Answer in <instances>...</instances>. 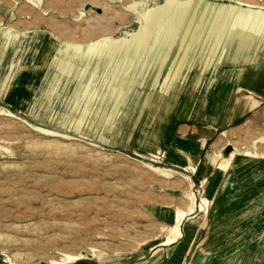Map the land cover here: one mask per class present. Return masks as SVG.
<instances>
[{
  "label": "rangeland",
  "instance_id": "374dc122",
  "mask_svg": "<svg viewBox=\"0 0 264 264\" xmlns=\"http://www.w3.org/2000/svg\"><path fill=\"white\" fill-rule=\"evenodd\" d=\"M167 1L0 0V110L11 113L0 112V264H150L156 259L152 251L141 260L132 257L169 234L173 222L159 217L160 210L186 211L192 193L196 213L204 194L202 182L208 178L206 197L213 196L216 176H205L207 166L227 174V183L219 197H213L183 264H264V158L241 155L264 154V37L235 34L240 15L264 13V0H246L252 8L241 6L240 0H171L199 2L198 8L217 9L229 20L206 66L199 65L194 73L199 76L196 89L159 126L166 143L161 158L152 154L156 137L150 148L138 142L140 108L129 103L131 93L145 87L134 86L133 76L103 70L111 77L105 95L104 79H92L95 67L85 78L89 63L79 64L71 74L67 67L50 72L56 60L51 43L64 48L63 56L107 51L137 36L148 14ZM37 52V60L26 66L12 88L13 73L6 76L4 71ZM135 57L146 64L143 55ZM164 73L163 67L155 69L147 86L155 87ZM33 92L38 103L33 95L27 96L30 104L19 103ZM111 94L114 98L108 101ZM120 95L125 100L116 102ZM210 114L214 117L208 118ZM193 136L210 138L201 141L205 147L199 169L172 167L170 143ZM49 142L69 148L45 147ZM234 152L240 155L225 169L224 159ZM161 170L175 174L169 177ZM225 191L234 199L237 226L214 240L217 203ZM186 224L174 244L181 238L188 242ZM67 256L88 259L73 262ZM172 256L163 247L158 264H170Z\"/></svg>",
  "mask_w": 264,
  "mask_h": 264
},
{
  "label": "bare ground",
  "instance_id": "6f19581e",
  "mask_svg": "<svg viewBox=\"0 0 264 264\" xmlns=\"http://www.w3.org/2000/svg\"><path fill=\"white\" fill-rule=\"evenodd\" d=\"M198 3L199 2H190L180 4L176 1L168 0L163 8L153 10L148 14L145 20L146 25L140 30L137 36L133 37L129 42L125 41L120 43L119 46H112L107 51L95 53V51L90 50L79 56L74 55L72 57L68 54L63 56L64 48L51 43L49 47L56 55V60L55 65L50 72L57 71L58 68L61 67H67L66 72L71 74L73 71L76 72L79 64L84 65V63H89V67L85 73V78L90 76L91 70L95 67V72L94 70L92 72L94 73L92 79H95L98 76L101 79H104L102 94L105 90V95L107 94V89H105V87L108 80L111 78L109 76L112 71L117 70L119 71L118 75H123L124 77L128 74L129 76H133L134 80H132V84L134 86H139L138 88H140L144 85L145 87L142 92L133 91L131 93V101L129 103L135 104V106L137 105V107L140 108V114L136 117L135 122L136 125H142L139 131L141 133V137L138 139V142L140 145L150 148L151 138L156 137L157 144L152 149V154L161 158L163 157L162 155L165 151L166 143L162 137V130L159 126L166 123L167 116L175 115L181 101L184 98L188 99L196 89L199 83V76H196L194 73L198 69L199 65H201V68L206 66L207 57L209 54L214 52L215 46H217L220 41V37L223 34V28L226 27L229 20L227 15L217 9L207 10L205 9V6H200V8H198ZM243 3L245 5L248 4L247 7L252 8L249 4L251 2L246 0H240L238 4L243 6ZM235 34L237 38L257 39L258 37L260 38L261 35L264 37V13L250 12L246 15H240ZM38 40L42 44L44 38L40 37ZM262 51L264 52V46H262ZM113 53H117L119 55L116 54V56H113L111 55ZM39 54H41V52L34 53L31 57H28L26 62L22 64L20 62H16L11 65L10 69H6L4 71L6 76L9 73H13V79L11 81V85L13 87H8L14 88L19 84L21 77L27 71L26 66H29L33 61H36ZM134 55L137 56L135 58H139L140 55H143V61H147L146 64H143L142 60L139 62H137V60H133L132 58ZM91 56L94 57V60ZM123 57H125V59H123ZM68 59L71 63H66V60ZM161 67L166 70V73H164L159 79L155 78V87L147 86L151 73L155 69ZM103 70H108L110 73L102 74ZM128 71H130V73ZM69 74L66 75L67 78L65 80L70 78ZM81 82L82 79L78 80V84L75 85L77 87V91L81 90ZM41 84L42 82L40 85ZM12 88L8 90V94ZM149 88L152 91L148 93L146 90ZM37 92L39 93V90ZM37 94H34V92L32 94L28 93L19 103L30 104L29 102L32 101H28L27 96L31 95L35 97L32 99H35L34 101L38 103ZM7 96V93L6 95L2 93V97ZM113 98L114 97L112 95L109 97L108 101H112ZM115 100L116 102L123 101L125 100V96H117V99ZM9 101L14 102L12 99H9ZM138 104H140V106ZM0 112L6 114L7 116H11L10 112H3L1 110ZM45 144V147L56 150H68L69 148L64 146H54L50 144V142L49 144ZM237 155H240V153L238 154L234 152L229 158H223L224 161L222 166L226 169L231 162H235ZM241 155L257 160L264 158V154L261 152L243 151ZM212 164H215L214 159L211 160V166ZM186 168L190 169L192 172H196L197 162L190 160L189 167ZM161 172L169 177L175 174V172L171 170H161ZM211 179L212 178H208L202 182L204 194L201 195L198 211L196 213L194 212V208L196 206L195 197L192 193H190L191 203L186 211H178L173 214L169 212L168 215L165 213V217L173 222V226L166 238L157 241L154 244H150L147 247H144V245L143 250L136 253V255H138L132 258L141 260L150 251H152L151 254L154 255V258L156 259L150 264H158V258L162 248L167 247L169 249L174 244V241L182 234L180 226H183L185 222H187L185 232L188 242L181 244L179 250L175 253L170 263L183 264L186 255L190 251V248L185 249L184 244H192L199 229L203 226L202 223L208 217L210 208L214 201L212 195L209 199L206 197L207 190L211 184ZM234 208L235 207H233V209ZM83 258L86 260L88 259V257L80 256L79 258L67 256V259L73 262L80 261ZM62 262L64 263L65 260Z\"/></svg>",
  "mask_w": 264,
  "mask_h": 264
},
{
  "label": "crops",
  "instance_id": "0c3cea01",
  "mask_svg": "<svg viewBox=\"0 0 264 264\" xmlns=\"http://www.w3.org/2000/svg\"><path fill=\"white\" fill-rule=\"evenodd\" d=\"M84 93H87V91ZM77 104H79V103H77ZM211 108L213 111L211 110L210 113L214 114L213 112H214V109L216 108L215 104H212ZM211 114L208 116V118L214 117V115H211ZM208 139H210V138H208ZM208 139H207V137L200 138L199 136H193L190 138H185V139L184 138H178L176 140H173L172 143H170L171 144V152L169 155L170 165L174 168L186 170L187 169L186 167L189 165L190 160H192L194 162H197V170H198L199 167L201 166V157H202L203 149L205 147V144H202L201 141L204 140L206 143L208 141ZM204 169H205L204 173H206L205 176H208V175H215L216 176L215 177L216 179L212 184V187L214 189L213 197L214 198L219 197L222 189L224 188L225 184L227 183V178H228L227 174H224L223 172H218V170L213 171L208 166H207V168L205 167ZM207 169L210 170L209 173H208ZM224 177L225 178L227 177V178L224 179ZM228 184H227L226 190H228ZM227 193L228 192H226V195L223 196V198L221 200L219 199L218 203H217L218 205H220V204L221 205L219 207V209H220L219 213L220 214H218V217L216 220L217 222L215 223V227H214V230L212 231V235H211V239H214V240H216V237L218 235H220L221 232L226 231L223 234L227 233L226 235H228L231 233L232 230H235L236 226H237V224H236L237 221H234V212H233L234 209H233V205H232V204H234V199L231 196H227ZM225 202H226V204H225ZM228 208H230V209H228ZM159 213H160L159 217L163 218L165 221L168 220L165 217V213L168 215L167 211L160 210ZM197 235L198 234H196V236ZM195 239H196V237H195ZM194 241L192 242L191 245L190 244H184L185 249L186 248L191 249ZM181 244H183V238H181L176 244L172 245V247L169 248V250H171L173 252V256L177 252V249L179 246H181ZM165 248H167V247H164V249Z\"/></svg>",
  "mask_w": 264,
  "mask_h": 264
}]
</instances>
